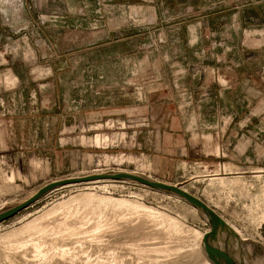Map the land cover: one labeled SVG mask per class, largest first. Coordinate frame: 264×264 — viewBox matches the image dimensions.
I'll return each mask as SVG.
<instances>
[{
    "label": "rangeland",
    "instance_id": "1",
    "mask_svg": "<svg viewBox=\"0 0 264 264\" xmlns=\"http://www.w3.org/2000/svg\"><path fill=\"white\" fill-rule=\"evenodd\" d=\"M142 5L139 0H0V210L52 180L95 169L134 173L184 187L205 201L241 231L248 264H264V106L253 111L257 154L242 156L240 165L184 157L159 167L152 150L162 120L152 105L162 95L178 96L161 88V82L170 86L171 76L159 74V57L171 48L160 47L155 12ZM10 72L17 79L8 86L4 77ZM214 77L224 83L222 76ZM120 105L127 109L123 116L116 112ZM245 105L244 100L242 115L249 117ZM96 134L106 141L96 146ZM201 135L206 146L210 134ZM210 137L215 147L206 152L217 155L218 143ZM133 156L138 160L131 161ZM142 156L151 170L139 165ZM36 160L41 168L34 166ZM12 173L13 180H7ZM86 192L141 207L71 200ZM209 226L200 210L173 192L131 179L83 183L52 189L1 222L0 264H205L211 260L202 238Z\"/></svg>",
    "mask_w": 264,
    "mask_h": 264
},
{
    "label": "crops",
    "instance_id": "2",
    "mask_svg": "<svg viewBox=\"0 0 264 264\" xmlns=\"http://www.w3.org/2000/svg\"><path fill=\"white\" fill-rule=\"evenodd\" d=\"M139 2L145 5L144 10L155 12L160 47L171 48L159 57V74L171 76L170 86L161 82V88L183 96L173 100L162 95L158 103L152 105L162 120L157 129L160 141L152 150L160 159L159 167L163 163L178 164L184 157L240 165L242 156L257 154L258 118L253 111L259 105L264 106V0ZM197 14L204 15L194 17ZM168 59L171 63L166 62ZM215 74L222 76L224 83L217 80ZM16 79L11 72L4 77L8 86ZM244 100L245 106H249V117L242 115ZM139 105L146 107L142 102ZM119 107L116 112L123 116L127 109L123 105ZM151 112L150 107L147 114ZM103 113L110 111L103 110ZM246 123L249 130L243 127ZM193 133L199 138L194 139ZM201 134H210L216 140L219 154L206 152L215 145L210 146L211 137L206 135L205 146ZM106 139L104 134H96L92 141L98 146ZM222 154L229 158L221 159ZM136 158L130 160L136 161ZM142 158L141 168L145 171L144 166L149 164L151 170L146 156ZM33 164L41 168L38 160Z\"/></svg>",
    "mask_w": 264,
    "mask_h": 264
},
{
    "label": "water",
    "instance_id": "3",
    "mask_svg": "<svg viewBox=\"0 0 264 264\" xmlns=\"http://www.w3.org/2000/svg\"><path fill=\"white\" fill-rule=\"evenodd\" d=\"M96 177L111 179V180L131 179L143 185L149 186L151 188L170 191L182 197L187 202H189L194 207H196L198 210H200L208 219V222L210 225L209 230L204 234L202 238L203 248L208 258L214 264H238L239 262L238 260L236 261L221 246L215 243L220 232L227 231L229 234L230 232L232 233V231L229 229L226 222L221 218L219 214L216 213L215 209L210 207L199 197H196L192 193L187 192L184 189H181L179 186H175V185L165 183L162 181L150 180L143 176H139V175L127 173V172L104 173V174L80 176L76 178H64V179H59V180L56 179V180L49 181L45 183L44 185H42L41 187H39L30 197L26 198L22 202L0 210V223L20 213L24 209L32 206L43 195H45L47 192L51 191L52 189H55L69 182H84V181H87V180H90Z\"/></svg>",
    "mask_w": 264,
    "mask_h": 264
},
{
    "label": "bare ground",
    "instance_id": "4",
    "mask_svg": "<svg viewBox=\"0 0 264 264\" xmlns=\"http://www.w3.org/2000/svg\"><path fill=\"white\" fill-rule=\"evenodd\" d=\"M1 82V81H0ZM96 144V143H95ZM136 157V156H135ZM146 160V159H145ZM145 160H144V163H145ZM149 165V164H148ZM148 165H146V166H144L145 167V169H149L148 168ZM103 169V168H102ZM217 170H219V169H217ZM257 170V169H256ZM261 170V169H260ZM259 172V171H258ZM97 174H104V171H100L99 169H95L91 174H89V176L90 175H97ZM132 174H134V173H132ZM217 173H215V175H216ZM137 175V174H136ZM15 175H13V173L12 174H10V176H6L5 175V177H6V179L7 180H9V181H12L13 180V177H14ZM84 176H88V175H84ZM140 176V175H139ZM151 177V176H150ZM68 178H76V177H68ZM219 178V177H218ZM5 179V180H6ZM148 179V178H147ZM6 180V181H7ZM116 181V180H111V179H105V178H99V177H96V178H92V179H90V180H87V181H84V182H69V183H66V184H63V185H61V186H59V187H57V188H55V189H59V188H63V187H68V186H72V185H78V184H83V183H85V184H94V183H101V182H106V181ZM155 181V180H154ZM5 182V181H4ZM7 183H9L8 181H7ZM10 183H12V182H10ZM173 185V184H172ZM175 186H178V185H175ZM180 187V186H179ZM181 189H184V190H186L187 192H188V190L186 189V188H184V187H180ZM21 189V188H20ZM55 189H53V190H55ZM264 190V189H263ZM191 193V192H190ZM33 193H30L29 195H28V197H30L31 195H32ZM194 195V194H193ZM77 196H79V195H77ZM27 197V198H28ZM197 197V196H196ZM182 198V197H181ZM86 200V203H92L93 201H96V203H98V205H113V206H118V207H130L131 209H136V208H139V207H141V206H139V205H136V204H134L135 203V201H134V203H132L131 201H129V200H126V199H118V198H112V197H108V196H103V195H101V196H98V195H96V194H94V193H91V192H86V193H84V194H82V195H80L79 197H75V198H72L71 200L72 201H74V202H76V203H78L79 204V202L81 201V200ZM69 200V199H68ZM67 201V200H66ZM65 201V202H66ZM64 202V201H63ZM205 202V201H204ZM69 203V202H68ZM76 203H74V204H76ZM206 203V202H205ZM63 204V203H62ZM61 204V205H62ZM65 204V203H64ZM71 204V206H72V204H73V202L72 203H70ZM70 204H68V206L70 205ZM73 204V205H74ZM78 204H77V206H78ZM95 204V203H94ZM207 204V203H206ZM59 205V204H58ZM67 205V204H66ZM91 205V204H90ZM96 205V204H95ZM89 206V205H88ZM64 207V206H63ZM92 207V206H91ZM96 207V206H95ZM211 207V206H210ZM64 208H67V207H64ZM96 208H98V206L96 207ZM145 208H147V207H145ZM195 209H196V207H194ZM51 209H53V207L51 208ZM142 209H144V206H143V208ZM141 209V210H142ZM151 209V208H150ZM150 209H149V212H150ZM138 210V209H137ZM152 210V209H151ZM139 211V210H138ZM145 211H147V210H145ZM216 211V210H215ZM148 212V211H147ZM153 212H154V210H153ZM152 212V213H153ZM151 213V212H150ZM216 213L217 214H219L217 211H216ZM162 214V213H161ZM153 215V214H152ZM154 215H157V214H154ZM160 214H158L157 216H159ZM164 215L165 214H163V218H164ZM220 215V214H219ZM221 216V215H220ZM160 218H161V216H160ZM221 218L224 220V218L221 216ZM165 219H167L166 218V216H165ZM165 219H163V220H165ZM169 220V219H168ZM171 220H172V218H171ZM171 220H169V221H171ZM31 221H33V220H31ZM99 221V220H98ZM162 221V220H161ZM173 221V220H172ZM225 221V220H224ZM174 222V221H173ZM172 222V223H173ZM177 222V221H176ZM176 222H174V224H176ZM226 222V221H225ZM29 223H30V221H29ZM29 223H27V225L29 224ZM31 223H33V222H31ZM167 223H169V222H167ZM174 224H172V225H174ZM226 224L228 225V227H229V229L232 231V233L230 232V234L227 232V231H222V232H220V234H219V236L217 237V239H216V241H215V243H217L219 246H221L228 254H230L236 261H237V259H238V264H248V262L246 261V259H245V253H244V251H243V245H242V242L241 241H243V240H245V237L243 236V234L241 233V231L239 230V229H237L234 225H232V224H230V223H227L226 222ZM169 225H171V224H169ZM171 225V226H172ZM31 226V225H30ZM32 226L34 227V225L32 224ZM176 226V225H175ZM179 226H180V224H179ZM29 227V226H28ZM35 227H36V225H35ZM97 228V227H96ZM172 228V227H171ZM179 228V227H178ZM24 229H26V228H24ZM30 229V228H29ZM174 229H177V228H174ZM27 230V229H26ZM36 230V229H35ZM38 230V229H37ZM195 231V230H194ZM197 234H198V232H196ZM37 246V245H36ZM35 246V247H36ZM37 249L39 250V248L37 247ZM140 249V248H139ZM236 249L238 250L237 251V253H238V255H236L235 254V251H236ZM37 250V251H38ZM142 250H143V248H142ZM144 251V250H143ZM234 252V253H233ZM141 253V252H140ZM142 254V253H141ZM205 264H214L213 262H211V261H209L208 259L205 261Z\"/></svg>",
    "mask_w": 264,
    "mask_h": 264
}]
</instances>
